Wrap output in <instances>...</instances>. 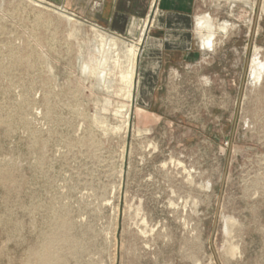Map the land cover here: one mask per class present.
<instances>
[{
	"label": "rangeland",
	"instance_id": "rangeland-1",
	"mask_svg": "<svg viewBox=\"0 0 264 264\" xmlns=\"http://www.w3.org/2000/svg\"><path fill=\"white\" fill-rule=\"evenodd\" d=\"M196 1L195 17L228 22L226 36L203 50L193 22L200 52L163 63L146 103L134 90L125 132L124 94L83 67L98 55L95 27L122 50L134 39L74 16L72 34L48 4L0 0V264H36L58 237L59 264H264V82L249 77L255 46L264 58L263 0ZM171 157L209 189L170 179ZM227 215L232 258L221 252Z\"/></svg>",
	"mask_w": 264,
	"mask_h": 264
},
{
	"label": "bare ground",
	"instance_id": "bare-ground-1",
	"mask_svg": "<svg viewBox=\"0 0 264 264\" xmlns=\"http://www.w3.org/2000/svg\"><path fill=\"white\" fill-rule=\"evenodd\" d=\"M28 1L33 3V4H35V5H38L40 7L41 6L42 7L51 6V5L47 6V5L42 4L44 2H42L41 0H28ZM213 1H218V2L219 1H226L228 3H234L236 0H213ZM237 1H241L242 3L248 4V5L250 4L252 6V4L250 3L249 0H237ZM40 2H42V3H40ZM54 10H57L58 12H60L62 15H64L66 17V21L69 22V24H71V33L73 34L76 31V28L78 27L77 24L74 22L73 16L70 15V14H67V13H65V12H63L61 10H58L57 8H54ZM262 12L264 13V0H263V4H262ZM152 23H153L152 17L151 18L147 17L145 22H144V24H143V26H142V28H141V30H140L139 36L138 37L136 36L137 38L134 39L133 41H131L130 44L126 45L123 50L118 48V43H117L118 38L117 37H115L113 35H108V34L102 32V31H100L99 28L95 27V29L93 31V34H94V38H95L96 43H97V48H98L97 53H98V55L94 58V61H95L94 63H92V62L91 63H85V65L83 67V69L86 72V74H90V75H95L96 76L97 84H99V86L104 88V90L107 93L110 92V90H114L115 92L120 91V92H122L124 94L126 102H122V103L119 104L118 114L120 115L121 121H120V125L117 127V129H122L125 132L128 130V127H129V120H130V115H131L132 102H133V99H134V92H135L134 90L136 88L137 89L140 88L141 93L139 95H137V96H139L141 99L145 100L148 97V95H149V90L150 89H149V87L147 85L146 79L140 77L141 75L139 74V70H138L139 66H138V64H139V59H140L141 53H142L141 52L142 45L144 43L145 37L147 35V32L149 30L148 28H150ZM195 23H196V31H197L198 36L200 38L202 49H205V50L212 49L216 34L218 32H220V33L224 34V36H226V34H227L228 30H229V27H230V24L228 22H223L221 24L215 23L214 18L208 13L207 14H203L202 13L200 15H197L196 18H195ZM261 50L262 49L260 47L255 46L254 52L257 53V55L253 59V62L251 64V68H250L249 77H250L251 86L254 89L259 87L264 82V58H262L260 56ZM120 52H121V55H120ZM94 121H95V123L97 122L100 125L104 124L105 125L104 127L108 126L106 121H105V119H103L101 117L96 116L94 118ZM248 122L247 123L244 122V123L247 124L246 126H248V128H249ZM102 129H103L104 132L107 131L103 127H102ZM136 132H137V134H140V130L139 129H137ZM162 167L163 168H166V167L171 168L170 169L171 170L170 171V174H171L170 179L171 178L175 179V178H177V176L181 177V182L185 183L186 184L185 186L187 188H192V187L196 186V187H198L200 189H206V188L209 187V182L204 183L203 181H201V182L198 183L196 181L197 182L196 183L195 180H194V175H193L194 172L192 173L193 169L191 170V168L190 169L187 168L182 161L174 159L173 157L170 158V161L168 163H164L162 165ZM173 184H171V185H173ZM178 195L179 194H176L175 196H178ZM187 196H189V194ZM181 200H183V199L181 198ZM176 202H178V200ZM183 202H184V204L181 203V204H183V206H181V207H183L185 209L188 201L186 199L185 201L183 200ZM192 203H196V201H193ZM178 205H179V203L177 204L174 201L169 200V205L168 206H170V209L172 208V209H174V211H176V209L179 207ZM194 206H195V204H194ZM136 209H137L136 211H140L141 210L140 206H138ZM145 216L142 217V220L140 218L141 224L143 226L140 229V233L142 235H144V237L148 236V234H147V232H148L147 228L148 227H147V221H146V217ZM223 223H224L223 232H224L226 240H225V243H223V248H222L221 252H222V254L224 256H227L228 258L229 257L232 258V257H235L236 253L239 250L238 245L233 242V240H235V239L232 240V238H233L232 237V230H233L234 225L235 224L237 225V222H236L235 217L227 215L223 219ZM135 228H138V227H135ZM151 231H153V233H155L154 232L155 230L152 229ZM61 232L62 231H60V233ZM60 233L58 232L59 235H61ZM153 233H151V234L153 235ZM160 234H162V232ZM53 235L54 234H52L51 236H53ZM49 236L50 235H48V237ZM61 237L65 238L64 234H63V236L61 235ZM140 237H142V236H140ZM58 238L56 239L57 241H58ZM151 239H152V237H151ZM143 240H144V238H143ZM146 240H147V238H146ZM53 241H54L53 238L50 239V240H47V243L44 244L45 246H44L43 251H39L36 254V258H37L36 264H59V260H58L57 256L52 254L51 251H50L52 245L54 244ZM57 243H59V242H56L55 244H57ZM62 243H63V239H62ZM144 243H145V240H144ZM149 244H151V243H149ZM57 245H59V244H57ZM59 247H61V246H59ZM59 247H58V249H59ZM39 248H41V247H39ZM57 252L59 254L61 251L60 252L59 251H55L56 254H57ZM29 253L30 252H28V254ZM58 256H60V255H58ZM31 257H32V259H34L33 258L34 255L31 256ZM59 259H60V257H59ZM60 262H62V260Z\"/></svg>",
	"mask_w": 264,
	"mask_h": 264
},
{
	"label": "crops",
	"instance_id": "crops-1",
	"mask_svg": "<svg viewBox=\"0 0 264 264\" xmlns=\"http://www.w3.org/2000/svg\"><path fill=\"white\" fill-rule=\"evenodd\" d=\"M41 1L75 18L101 26L112 34L131 39L139 36L146 18L152 17L153 23L142 45L138 64L139 76L146 79L147 85L153 84L161 65L170 62L171 56L185 61L200 52L189 35L196 18V0ZM148 97L142 102L146 103Z\"/></svg>",
	"mask_w": 264,
	"mask_h": 264
},
{
	"label": "water",
	"instance_id": "water-1",
	"mask_svg": "<svg viewBox=\"0 0 264 264\" xmlns=\"http://www.w3.org/2000/svg\"><path fill=\"white\" fill-rule=\"evenodd\" d=\"M149 29V28H148Z\"/></svg>",
	"mask_w": 264,
	"mask_h": 264
}]
</instances>
